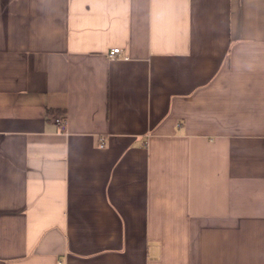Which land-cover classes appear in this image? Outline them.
Masks as SVG:
<instances>
[{"label":"crops","instance_id":"0c3cea01","mask_svg":"<svg viewBox=\"0 0 264 264\" xmlns=\"http://www.w3.org/2000/svg\"><path fill=\"white\" fill-rule=\"evenodd\" d=\"M0 264H264V0H0Z\"/></svg>","mask_w":264,"mask_h":264},{"label":"built area","instance_id":"2783aa9c","mask_svg":"<svg viewBox=\"0 0 264 264\" xmlns=\"http://www.w3.org/2000/svg\"><path fill=\"white\" fill-rule=\"evenodd\" d=\"M121 53V50L119 48H114L110 51V57L115 58ZM56 122L62 127L65 128L66 121L63 119H57ZM103 146V145H102Z\"/></svg>","mask_w":264,"mask_h":264}]
</instances>
